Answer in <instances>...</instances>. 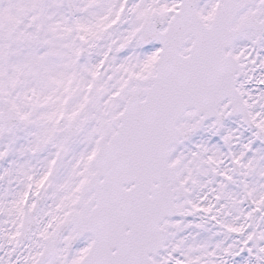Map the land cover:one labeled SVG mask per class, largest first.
<instances>
[{
    "label": "snow or ice",
    "instance_id": "6c2138e0",
    "mask_svg": "<svg viewBox=\"0 0 264 264\" xmlns=\"http://www.w3.org/2000/svg\"><path fill=\"white\" fill-rule=\"evenodd\" d=\"M0 264H264V0H0Z\"/></svg>",
    "mask_w": 264,
    "mask_h": 264
}]
</instances>
